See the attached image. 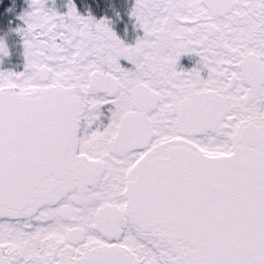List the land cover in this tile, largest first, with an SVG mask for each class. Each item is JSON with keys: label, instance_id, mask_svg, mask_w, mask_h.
<instances>
[{"label": "snow or ice", "instance_id": "snow-or-ice-1", "mask_svg": "<svg viewBox=\"0 0 264 264\" xmlns=\"http://www.w3.org/2000/svg\"><path fill=\"white\" fill-rule=\"evenodd\" d=\"M0 264H264V0H0Z\"/></svg>", "mask_w": 264, "mask_h": 264}]
</instances>
